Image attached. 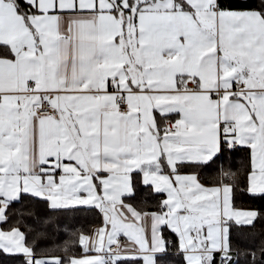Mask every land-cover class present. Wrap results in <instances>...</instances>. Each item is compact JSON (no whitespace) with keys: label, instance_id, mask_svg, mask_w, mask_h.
<instances>
[{"label":"snow or ice","instance_id":"snow-or-ice-1","mask_svg":"<svg viewBox=\"0 0 264 264\" xmlns=\"http://www.w3.org/2000/svg\"><path fill=\"white\" fill-rule=\"evenodd\" d=\"M239 151L243 191L264 197V0H0V223L26 199L103 214L75 241L95 255L40 258L19 227L0 229V254L167 264V228L186 264H239L232 232L261 213L234 206L223 165L212 187L182 171ZM137 184L166 194L158 211L124 203Z\"/></svg>","mask_w":264,"mask_h":264},{"label":"trees","instance_id":"trees-1","mask_svg":"<svg viewBox=\"0 0 264 264\" xmlns=\"http://www.w3.org/2000/svg\"><path fill=\"white\" fill-rule=\"evenodd\" d=\"M258 2V0H257ZM235 6V5H234ZM248 6V5H241ZM254 6V5H253ZM248 164V153L239 151L227 153L225 156L217 159L214 163L202 165L199 167H185L182 170L197 171L200 173L201 180L204 183H220V165H223L225 172L236 174L238 189L235 190L234 206L241 208L256 209L260 216L254 221L253 227H244L234 229L232 232L233 258L235 260L237 252L240 253L239 264H264V197H250L243 190L247 187L245 182V173ZM164 198L163 194L151 195V189L145 188L139 184L136 185L135 195L127 197L125 201L131 203L137 210L149 211L158 210L160 201ZM23 211L25 215L20 216ZM34 215H56L60 224L59 232H52L51 229L41 228L37 225L31 216ZM8 222L2 223L4 228L19 227L25 232L28 244L33 242L36 245L35 253L37 256H74L82 252V248L75 245L77 237L91 231L93 226L102 220V213L99 209L91 211L71 210L61 213H50L47 206L43 203H36L30 200H24L22 203L14 204L7 213ZM29 229L33 233L29 234ZM38 232H44L45 237L34 236ZM163 236L169 242L166 258L167 264H186L182 252L178 248L177 235L165 228ZM67 249V251H65ZM255 251L256 259H252L246 253ZM0 264H24L22 255H3L0 254ZM129 264H143L142 260H135Z\"/></svg>","mask_w":264,"mask_h":264},{"label":"crops","instance_id":"crops-1","mask_svg":"<svg viewBox=\"0 0 264 264\" xmlns=\"http://www.w3.org/2000/svg\"><path fill=\"white\" fill-rule=\"evenodd\" d=\"M176 118H178V116H171V117H168V120L169 121H174V119H176ZM158 119H159V117H158ZM185 174H196L197 175V177H198V179H199V181H200V183H202L203 185H205V186H207V187H212V186H215L216 184H218V183H204L202 180H201V177H200V173L199 172H197V171H186V170H182ZM164 195V198L163 199H166V194H163ZM124 203L125 204H127V205H132L131 203H129V202H127V201H125L124 200ZM133 206V205H132ZM134 207V206H133ZM236 207V206H235ZM135 208V207H134ZM236 208H238V209H244V210H256V209H253V208H241V207H236ZM139 211V210H138ZM155 211H158V210H149V211H146V212H155ZM257 211V210H256ZM102 224H103V214H102V220H101V222H99V223H97V224H95L94 226H93V228L91 229V231L90 232H88V233H85V234H83V235H87V236H89V238H90V241H91V239L93 238V236H94V230H96V229H99L101 226H102ZM13 228V227H12ZM0 229H2V230H9V229H11V228H4L3 226H2V223H0ZM21 230V229H20ZM22 231V230H21ZM177 238H178V236H177ZM121 240L122 241H124V240H126V238L125 237H121ZM96 253L94 252V251H92V252H86V251H84L83 249H82V252L79 254V255H74L73 257H77V258H80V257H84V256H90V255H95ZM125 255H130L129 253H125ZM38 257H40V258H46V257H50L49 255H47V256H38Z\"/></svg>","mask_w":264,"mask_h":264},{"label":"built area","instance_id":"built-area-1","mask_svg":"<svg viewBox=\"0 0 264 264\" xmlns=\"http://www.w3.org/2000/svg\"><path fill=\"white\" fill-rule=\"evenodd\" d=\"M46 114V113H45Z\"/></svg>","mask_w":264,"mask_h":264}]
</instances>
